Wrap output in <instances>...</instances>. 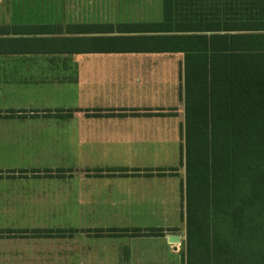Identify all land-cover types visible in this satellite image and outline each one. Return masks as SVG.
Listing matches in <instances>:
<instances>
[{"label":"crops","instance_id":"1","mask_svg":"<svg viewBox=\"0 0 264 264\" xmlns=\"http://www.w3.org/2000/svg\"><path fill=\"white\" fill-rule=\"evenodd\" d=\"M252 15L264 3L0 0V264H187L186 53L169 38ZM72 37L119 42L71 53ZM74 162L77 187L53 171Z\"/></svg>","mask_w":264,"mask_h":264},{"label":"trees","instance_id":"2","mask_svg":"<svg viewBox=\"0 0 264 264\" xmlns=\"http://www.w3.org/2000/svg\"><path fill=\"white\" fill-rule=\"evenodd\" d=\"M229 21L242 34L169 38L186 53L187 264H264V17ZM165 22L182 32L181 20ZM65 41L94 53L119 39Z\"/></svg>","mask_w":264,"mask_h":264},{"label":"rangeland","instance_id":"3","mask_svg":"<svg viewBox=\"0 0 264 264\" xmlns=\"http://www.w3.org/2000/svg\"><path fill=\"white\" fill-rule=\"evenodd\" d=\"M56 21H60V19H56ZM53 171H57V172H60L61 174H65V177L63 179H60V181L62 180H70L71 181V186L72 187H77V183H78V180H79V176H80V169L78 167V164L77 162H74L72 163V167L71 169H53ZM70 174V175H69ZM45 234H52V233H61V232H53V231H48V232H44ZM73 233V232H72ZM186 240H187V236H186ZM186 245V241L184 243V250H185V246Z\"/></svg>","mask_w":264,"mask_h":264}]
</instances>
